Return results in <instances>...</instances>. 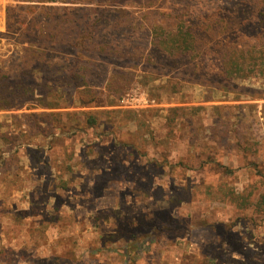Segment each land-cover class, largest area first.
Here are the masks:
<instances>
[{"label":"rangeland","instance_id":"374dc122","mask_svg":"<svg viewBox=\"0 0 264 264\" xmlns=\"http://www.w3.org/2000/svg\"><path fill=\"white\" fill-rule=\"evenodd\" d=\"M54 1L0 0L3 69L8 7L95 43L0 110V264H264V0Z\"/></svg>","mask_w":264,"mask_h":264},{"label":"trees","instance_id":"16d2710c","mask_svg":"<svg viewBox=\"0 0 264 264\" xmlns=\"http://www.w3.org/2000/svg\"><path fill=\"white\" fill-rule=\"evenodd\" d=\"M42 2V1H37ZM49 2H55L54 0H49ZM21 12L22 8L15 6V7H8L6 9V18H7V24L6 28L7 31H12L13 34H15V45L20 46L22 52V55L16 56L17 59L20 61V63L10 64L5 69L0 67V110L3 109H11V108H17L20 109L23 105L22 104H14V100L17 97L20 96H26L31 93V89L28 85V82L33 79V75L40 73V80L46 79L43 74V70L38 69L39 60L33 61V58L36 57L37 59H41L44 52H53L56 54H59L60 52L67 51H73V49L79 47L81 49H84L87 51L94 50L95 49V43H85L77 44L76 38L72 37L74 33V29L77 28L79 30L78 24L74 21H68L66 18L70 16V14H61L60 16L54 15L53 18H51L52 23L54 25H47L44 26V23H41L40 21L36 20L37 22H28L25 21L24 18L21 20L14 19L11 23H9V20L11 19L10 14L13 13V11ZM74 10V9H71ZM264 12V11H263ZM28 15V13H27ZM64 19V20H63ZM261 20L264 22V13L262 15ZM72 22L71 24L75 27H71V25H68L66 27V33H68V30L70 29L71 36L69 37V40H66L65 38H62V31H60V28L62 29L64 25ZM47 23V22H46ZM57 23L59 24L57 26ZM183 35H179V38H168L164 41H160L157 44L163 45L164 50L168 52V54L171 55H181L186 54V50L188 49V42L183 39ZM183 39V40H182ZM64 47V48H63ZM98 48V46H96ZM192 48V47H191ZM63 49V50H62ZM185 50V51H184ZM184 51V52H181ZM76 58V57H75ZM242 58V57H241ZM261 60H264V58H260ZM244 60V58H242ZM74 62V60H72ZM36 64H34V63ZM71 62V63H73ZM236 64V63H233ZM42 65H44V62H42ZM41 65V66H42ZM56 65H50L49 69H55ZM58 68V67H57ZM59 69L56 70L58 72ZM78 71H74V73L67 72V77L72 81L75 80L76 76H79ZM262 74L264 76V69L262 71ZM55 73H52L51 76H54ZM54 80V78L52 79ZM35 114L30 113L28 114H22L23 117L33 116ZM42 115H45L43 113ZM258 208H262L264 211V191L260 195V198L257 202Z\"/></svg>","mask_w":264,"mask_h":264}]
</instances>
